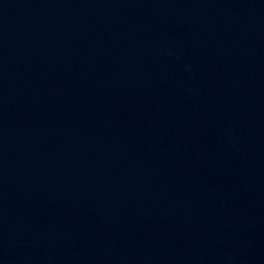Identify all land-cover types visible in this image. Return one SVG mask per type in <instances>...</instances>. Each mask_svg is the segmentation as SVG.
Instances as JSON below:
<instances>
[{
	"label": "water",
	"instance_id": "95a60500",
	"mask_svg": "<svg viewBox=\"0 0 264 264\" xmlns=\"http://www.w3.org/2000/svg\"><path fill=\"white\" fill-rule=\"evenodd\" d=\"M0 264H264V0H0Z\"/></svg>",
	"mask_w": 264,
	"mask_h": 264
}]
</instances>
